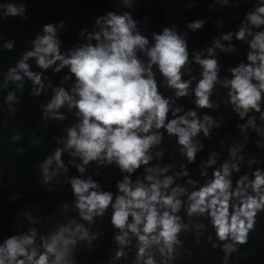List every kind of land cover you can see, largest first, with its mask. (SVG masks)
Segmentation results:
<instances>
[{
	"label": "clouds",
	"instance_id": "9594fccd",
	"mask_svg": "<svg viewBox=\"0 0 264 264\" xmlns=\"http://www.w3.org/2000/svg\"><path fill=\"white\" fill-rule=\"evenodd\" d=\"M123 2L130 6L131 0ZM223 2L227 3V0ZM0 7H6L3 13L5 17L23 16L25 12L23 5L17 7L10 3ZM245 19L255 28L264 25V2L247 14ZM96 24L100 26V31L89 36V40L94 39L96 43L83 44L67 55L60 51L56 26L44 25L45 34L33 41L34 50L26 52L16 67L8 71L7 80L21 81L18 72H23L24 76L38 85L33 91L34 95L40 94L43 83L40 74L30 71L26 63L30 58H35L42 69H48L59 61L54 71L60 72L67 67L75 77L71 94L63 87L54 89V96L44 108L45 117L51 115L53 119L63 120L64 116L58 110L67 104L69 110H77L76 115L80 121L67 129L64 149H56L54 155L41 165L43 183L47 184L56 174L55 171L50 173L53 162L57 171L64 168L61 159L63 151L72 149L74 151L71 155L79 156L82 160V164L77 165L80 173L85 171L84 166L90 162L99 161L100 164L115 163L121 172L132 174L141 165L149 164L152 159L150 149L162 140L160 129H165L169 136H175L182 146V154L189 163L194 162L198 149L202 147L194 138L201 132L208 137L210 128L219 127V123L209 115L200 120L194 110L178 115L181 108L173 109L174 101L170 103V99L159 92L152 71L153 65L157 66L167 86L175 90L176 98L187 96L191 80H183L181 72L189 63L185 38L174 27H165L162 33L152 34L155 43L148 47V38L136 31V21L127 12L122 15L108 12L106 16L98 18ZM203 24L204 21L196 20L189 23L188 28L195 31L202 28ZM60 26L63 27V24ZM246 34L253 36L249 42L252 51L247 55L250 63L231 68L232 79H225L223 85L230 88V103L235 106L233 110L241 119L254 110L261 113L260 119L264 121V112H261L264 93V31L253 35L249 27L241 26L235 36L238 40H244ZM231 38V33L222 37L225 41ZM6 47L11 49L12 44L8 43ZM215 48L225 50L224 45L216 40L214 48L207 49L210 58L202 59L200 54L195 55L196 63L203 69L202 78L194 89L198 108L213 107L209 97L218 81L219 72L217 60L211 58ZM138 50L148 57L146 66L138 58ZM232 50L231 46L227 48L229 52ZM7 101H15L14 93L7 95ZM249 126L255 128L258 134L261 132L256 128L254 117L240 127L243 130ZM19 138V135L13 137L15 140ZM241 148H231L230 156L235 159ZM156 155L162 153L157 152ZM215 156L213 153L209 157V166L216 163ZM169 167L171 165L165 168H146L144 181L147 183L137 179L133 185L130 177L124 176L117 183L119 194L115 199L112 192L100 191L99 184L91 178H72L70 184L80 218L91 223L94 217L104 216L111 206V224L121 232L115 236V241L121 247L115 253V258L124 256L122 249L130 243L129 233H132L138 241L137 264L140 261L143 264H157L152 252L154 247L165 258L161 264H169L174 259L175 246L180 244L178 234L187 229L178 215L183 203L179 197L187 195V215L207 214L219 241L231 240V243L223 244L226 264L229 256L238 250L237 245L248 242L258 212H264V172L257 169L251 180L247 175L242 176L233 189L231 172H239L240 168L237 163L225 161L221 168L213 172L212 179L198 190L188 193L178 185L171 188L169 194L166 190L173 184V178H159ZM183 175L186 176L187 172ZM188 183L194 181L189 180ZM64 207L67 208V205ZM27 218L32 219L31 216ZM202 227L197 225L198 230ZM35 237V230L30 229L29 234L6 239L0 245V264H71L72 248L77 239L87 240L89 244L96 239V236H89L88 228L75 220H69L50 236L41 237L39 247L33 246L36 243ZM211 239L209 236L208 240ZM212 247L215 249L217 245L214 243Z\"/></svg>",
	"mask_w": 264,
	"mask_h": 264
}]
</instances>
